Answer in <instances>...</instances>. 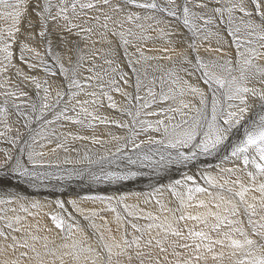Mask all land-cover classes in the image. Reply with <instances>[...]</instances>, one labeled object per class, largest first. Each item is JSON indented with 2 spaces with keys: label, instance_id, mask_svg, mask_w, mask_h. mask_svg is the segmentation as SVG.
Instances as JSON below:
<instances>
[{
  "label": "snow or ice",
  "instance_id": "6c2138e0",
  "mask_svg": "<svg viewBox=\"0 0 264 264\" xmlns=\"http://www.w3.org/2000/svg\"><path fill=\"white\" fill-rule=\"evenodd\" d=\"M0 19L9 22L0 28V125L16 133L13 145H24L15 157L8 152L0 157V184L119 183L143 176V168L161 177L202 157L221 161L215 175L200 170L203 185L197 176L183 174L154 187L148 196L155 197L159 214L127 204L124 195L87 197L104 205L91 211L70 201L89 221L90 233L57 200L62 214L44 215L71 242L55 246L39 235L53 229L29 221L41 215L44 204L20 192L0 198V264H65L66 257L72 264H264V0H0ZM16 59L46 78L25 73ZM13 76L27 83L13 86ZM57 76L60 82H50ZM28 85L37 99L25 90ZM104 97L130 121L109 120L90 109L103 106ZM157 104L162 106L154 108ZM149 116L158 118H142ZM13 117L27 138L9 123ZM96 122L127 133L112 136L124 142L111 156H84L99 172L41 171L53 167L44 157L69 151L70 141L105 143L60 130L66 124L93 129ZM51 144L48 152L38 150ZM123 159L137 170H105V163L119 168ZM165 191L178 201L176 208L159 198ZM192 207L203 211H185ZM101 211L114 215L109 220ZM76 232L80 237L72 239Z\"/></svg>",
  "mask_w": 264,
  "mask_h": 264
},
{
  "label": "bare ground",
  "instance_id": "6f19581e",
  "mask_svg": "<svg viewBox=\"0 0 264 264\" xmlns=\"http://www.w3.org/2000/svg\"><path fill=\"white\" fill-rule=\"evenodd\" d=\"M8 23H9L8 21H4V20L0 19V28L7 27ZM160 46H162V45H160ZM39 47H40L41 52H43V45H40ZM18 55H19V53H18V50H17V56ZM117 58L121 59V62H123L121 57H117ZM45 59L48 60L49 64H51V59H49L48 57H45ZM15 63L20 68H22L25 73H28L30 75H35V76H37L38 78H40L42 80L46 78L45 74H44V72L42 70H38V69L30 70L28 68V66L23 64V63H21L19 61V59H16ZM165 63H167V62H165ZM127 70L128 69L125 66V71H127ZM84 75H87L86 71L84 72ZM60 79L61 78L59 76L54 77V78H50V82H52V80H55L56 82H60ZM16 83H22V86H23V83H27V82L17 81L16 77L13 76V86H15ZM95 83L96 82L93 81V84H95ZM130 83H131V81H130ZM123 87L126 89V91L134 94V89L132 87H129V86H126V85H124ZM25 90L29 92V94L32 96V98H34V96L36 95V90L31 85H28L25 88ZM92 90L99 91V89H87V91H92ZM111 94L113 95V97H114V99H115V101L117 102L118 105L127 107L126 101L124 100V98L119 93L112 92ZM141 94L142 95L144 94L143 90H142ZM80 98L81 99H90L87 96H81ZM102 99H103V106H97L96 107V105H90L89 106L90 109L95 108L96 111H97V114L102 115V116H106V117H108L109 120H117V121H120V122H129L130 121V117L122 114L121 111H118L117 109H112V108L108 107L107 106L108 102H107L106 97H104ZM161 106L162 105L157 104V105H154L153 107L154 108H159ZM147 111H152V109H147ZM142 118L154 121L158 117L149 116V117H142ZM10 124H12V123L10 122ZM15 128H16V126H15ZM94 129L96 130V132L102 138H108V137L111 138L112 142L109 143L104 148L105 151L101 150L103 152V153L101 152L102 154L106 153L104 155H108V156H111V154L116 151L118 145L124 142L123 140L115 141V140L112 139V136L113 135H115V136H125L127 134L126 133V129L118 128V127H116L113 124H100L98 122V123H96V127ZM149 134L150 135H157L155 133H149ZM143 138H144L143 136L140 137V139H143ZM71 142L72 141H70V143ZM6 146H7V143H6V145H4V147H6ZM52 147H55V145L52 144V145H49L47 147V149L46 148H43V149L44 150L46 149L45 152H48L49 149L52 148ZM0 148H1V146H0ZM8 148H9V146H8ZM38 150L42 151V149H38ZM9 153H11L13 155L11 150H10ZM64 154H65V152L63 150H58L55 154H49L48 156L44 157V159H45V161H51L52 163L54 162L53 164L59 163L60 167H62L63 158H68V160H70V161L74 160V162L78 161V159L81 158L79 155H77L76 157L70 156V158H69L67 156H63ZM85 154H87V152H85ZM102 154H99V155L101 156ZM125 155H133V158H135V155L130 153L127 149L125 150ZM1 156H2V154L0 153V157ZM217 160H219V159H217V158H209L208 160H205L202 157L200 159V161H198L195 165L189 166L188 168H180V169L173 168V169L169 170L168 172L163 173L161 177L150 176L149 173H151V169H149V168L139 169L140 171H142V170L145 171V174L143 176L138 177L135 180H131V182L130 181H124L123 184H121V185L120 184L118 185V183H110L108 181L92 182L91 180H84L83 179L84 181L79 182L78 180H81V179H77V180L73 179L71 181H66V182L63 181V182H61L62 185L65 188H62L60 190L56 189V190H53V191H46L44 189L30 188L29 185H25L23 183L21 185H17V184H14V183L9 181V183L8 182L7 183L11 187L17 188V190L12 191L9 188H8L9 190L0 188V198L6 197V196H8L11 193L20 192L21 194H24V195L28 196L29 201L38 200L42 204H44L45 205L44 208H46V212L47 213H51L52 212L51 209H55L56 212H58L57 214H62V210L59 209V207L57 206V204L55 202L57 200L64 201L65 208L69 212H71L73 214L75 219L85 229V232L86 233H90V232H92V229L89 226V221L85 220L82 215H80L78 212L75 211V209L72 208L70 201L75 200L80 208L85 209L86 211H91V210L102 209V208H104V205L100 204L99 202H93L92 200L87 199L86 196H91L93 194H101L100 196L119 197V196L124 195V196L128 197V199L126 201L127 204L138 205L141 209H144L146 212H152L154 214H159V206L156 205L155 202H154L155 197H151L150 198L148 196V194L153 191L154 187H157L159 185H166V184L172 183L176 179H182L183 174L197 176L198 177V181L197 182L200 183L201 185H203L204 184L203 180L199 179L200 170L210 171L214 175L217 174L218 173V168L215 167L216 163H217V165L221 164V161L217 162ZM125 162H127L126 159L117 161V163L120 166H122V167H124L126 169L131 168L132 170H137L136 166L129 165L128 163H125ZM82 163H83V161H82ZM82 165H84V164H82ZM112 166L115 167L116 164H112ZM222 166L227 167V166H231V164L225 163ZM95 168H96V166H95ZM48 170H49V168H48ZM58 170H60V169H58ZM53 181H54V179H53ZM157 181H159V184L157 183ZM108 183H110V184H108ZM46 185H47V182H46ZM40 186H42V185H40ZM110 186H112V189L109 188ZM104 187L108 188V189H111V190L106 192V189ZM159 198L169 208H173L174 209V208H176L178 206V201H176L175 198L173 196H171L167 191H165L163 196H161ZM149 199H151L152 202L145 203V201L149 200ZM197 199H205V200H207L208 197H206L204 195H198ZM185 211L195 214L197 212H202L203 209L192 207V208L186 209ZM44 213H45V209H43V211L41 212V215L38 216L36 218V220H32L31 218H29V221L33 225H35L36 222L39 221V224H40V226L42 228L46 226L48 228L53 229L51 232H43L42 231V232L39 233V235L47 236L48 240L50 242L54 241V244H50V246L59 245V244L64 243V242L70 243L71 240H66L65 237H63L64 235L60 236L58 240H54V238L56 236H58V234L61 233V232L57 233L56 232L57 230L54 228V226L53 227L50 226L52 224V223L49 224L51 222V220L48 218V216L43 218L42 214H44ZM21 215H23V213H21ZM100 215L104 216V217H107V218H108V216H111V219H112L114 214L111 213V212H107V211H101ZM163 215H171V213H167L166 212ZM65 219L67 221V217H65ZM68 222H70V221H68ZM95 222L98 225L101 224V220L99 218H97ZM138 223L143 224V223H145V221L140 220V221H138ZM188 223L189 224H193L194 222L193 221H189ZM80 235L81 234L79 232H76L75 235L72 237V239H78L80 237ZM57 264H59V261H57ZM65 264H72V258L71 257H66L65 258Z\"/></svg>",
  "mask_w": 264,
  "mask_h": 264
},
{
  "label": "rangeland",
  "instance_id": "374dc122",
  "mask_svg": "<svg viewBox=\"0 0 264 264\" xmlns=\"http://www.w3.org/2000/svg\"><path fill=\"white\" fill-rule=\"evenodd\" d=\"M51 64H52V61H51ZM38 70H41V69H39L38 68ZM86 76V75H85ZM83 96V95H82ZM33 99H37V97H36V95L34 96V98ZM96 107H97V105H96ZM14 120H15V118L13 117V118H11L10 120H9V123L11 122L13 125V128H15V126L16 127H20V125H17V124H15L14 123ZM96 123H98V122H96ZM33 127H38V125H33ZM103 127V126H102ZM2 128V129H1ZM61 131H68V130H72L73 132H77V133H79V134H83V135H86V136H95V137H97V138H99V139H101V140H103V141H105V143H103V144H93V143H91L90 142V140H77V141H72L71 143L69 142V144L67 145L68 147H69V151H67V152H65V154L63 155V156H67V157H69L70 158V156H73V157H76L77 155H79L81 158L80 159H78V161H76V162H74V160H71V162L72 163H68V164H65L64 163V160L65 159H67L68 160V158H63V163H62V167H59V168H56L55 167V164H53V167L52 168H49V170H48V168H46V169H41V171H48V172H52V173H55V174H63L64 173V170H71V169H73V168H76V169H83V168H89V167H91L92 168V170L93 171H96V172H99L100 171V166L99 165H95V164H93V165H88L87 163H86V161H84L83 160V156H85L86 154H85V152H87V155H89V156H91V158L93 159V160H97L99 157H100V155L99 154H102L103 152L102 151H105L104 150V148L109 144V143H111L112 142V140H111V138L110 137H108V138H102L97 132H96V130L93 128V129H88V128H85V127H81V126H78V125H67L66 124V127L65 128H62V129H60ZM101 130V129H100ZM0 131H4V132H6V129L3 127V125H0ZM20 132L23 134V137L24 138H27V130L26 129H24L23 127H20ZM15 132H12V133H7L6 132V135L5 136H0V146H1V148H0V153L2 154V156L4 155V152L6 153V152H10V150H11V152L13 153V156L15 157L16 156V154H17V151L16 150H18L19 148H22L24 145H23V142H20V143H17L16 145H13L11 142H10V140H11V137H13V136H15L16 135V133L14 134ZM3 141V142H2ZM6 143H7V146L6 147H4V145H6ZM52 145V144H51ZM55 145V144H54ZM8 146H9V148H8ZM3 148V149H2ZM47 149V148H46ZM46 149L44 150L43 148H42V151H46ZM3 150V151H2ZM91 150V151H90ZM102 150V151H101ZM96 151V152H95ZM92 152V153H91ZM95 152V153H94ZM102 152V153H101ZM104 154H106V153H104ZM104 154H102L101 156H103ZM1 156V157H2ZM96 157V158H95ZM95 158V159H94ZM80 160V161H79ZM82 161H83V163H82ZM218 161H220V160H217V162ZM81 162V163H80ZM75 163V164H74ZM125 163H128V162H125ZM82 164H84V165H82ZM65 165V166H64ZM67 165V166H66ZM70 165V166H69ZM78 165V166H77ZM82 165V166H81ZM73 166V167H72ZM80 166V167H79ZM85 166V167H84ZM87 166V167H86ZM95 166H96V168H95ZM216 166H217V163H216ZM215 166V167H216ZM105 170H108V171H121V170H127L126 168H124V167H122V166H120L119 168H117L116 166L115 167H113L112 165H107V164H105ZM122 167V168H121ZM227 167H230V166H227ZM121 168V169H120ZM58 169H60V170H58ZM60 171V172H59ZM142 172L145 174V171L144 170H142ZM75 180H77V179H75ZM84 180H89V179H84ZM84 180H78L79 182H81V181H84ZM9 183V181H4L2 184H0V188H3V189H7V190H12V191H14V190H17V188H13V187H11L8 183ZM55 182V183H54ZM58 182V183H57ZM61 182H63V181H57V180H55L54 179V181H53V179H51V180H49V181H47V185H46V182L44 183V184H42V186H39V187H33V186H31V185H29L30 186V188H34V189H44V190H46V191H53V190H56V189H62V188H65L63 185H62V183ZM64 182H66V181H64ZM88 182V181H87ZM131 182V181H130ZM110 183H112V182H110ZM110 183H108V184H110ZM22 184V183H21ZM21 184H19V185H21ZM51 184V185H50ZM67 184V183H66ZM121 185V184H123V182L121 183H118V185ZM117 185V186H118ZM7 187V188H6ZM43 187V188H42ZM9 188V189H8ZM50 188V189H49ZM105 188V187H104ZM109 188H111L112 189V186H110ZM106 189V192H108L109 190H111V189H108V188H105ZM97 195H101V194H93V195H91V196H97ZM87 197H90V196H86V198ZM49 208V207H48ZM45 209V212H46V208H44ZM48 210V209H47ZM52 210V212L51 213H58V212H56V210L55 209H51ZM42 216H43V218H45L46 216L44 215V214H42ZM49 218V217H48ZM108 218H109V220H111V216H108ZM52 222H50L49 224H51ZM101 223H102V221H101ZM51 227H53V224H51L50 225ZM57 230V229H56ZM57 233H59L60 231L59 230H57L56 231ZM62 233V232H61ZM59 233L58 234V236H56L55 238H54V240H58L59 239V237L60 236H63V237H65V234L64 233ZM94 243V242H93Z\"/></svg>",
  "mask_w": 264,
  "mask_h": 264
}]
</instances>
